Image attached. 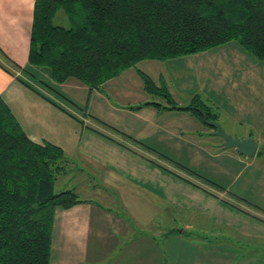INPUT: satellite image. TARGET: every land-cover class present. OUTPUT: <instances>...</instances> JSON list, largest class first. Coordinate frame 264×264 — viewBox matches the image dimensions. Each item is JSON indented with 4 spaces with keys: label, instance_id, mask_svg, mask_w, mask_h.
Returning <instances> with one entry per match:
<instances>
[{
    "label": "crops",
    "instance_id": "0c3cea01",
    "mask_svg": "<svg viewBox=\"0 0 264 264\" xmlns=\"http://www.w3.org/2000/svg\"><path fill=\"white\" fill-rule=\"evenodd\" d=\"M33 4L34 0H0V98L32 142L52 143L66 155L100 167L104 185L100 184L107 194L105 201L113 200L112 205L119 200L121 205L130 210L138 226L148 223L140 207L148 212L153 208L157 210L156 213L170 209L164 206L170 201L157 188V185L162 184L158 174L162 176L164 172L178 176L152 157H141L140 149L144 147L124 141L120 135L102 128L91 116L141 141L160 155L165 154L150 146L163 144L166 147H180L181 150L182 147L194 146V150L189 149L193 151L190 157H206V150L199 146L207 143L212 144L213 149L205 147L211 153L222 151L226 156L237 157L239 162L243 156L236 148H223V140L213 135L212 129L188 110L157 111L147 105L130 109L151 99L143 88L138 70L151 77L155 83H159L160 79L166 80L171 98L178 106H183L181 101L189 102L195 92L183 91L182 74L174 69L187 67L193 69L198 77L203 75V79H212L211 84L229 98V106L234 109V114H242L236 119L240 123L250 119L252 123H246L247 132L235 136L254 138L258 146L253 157H264V61L248 54L237 41L165 61L143 60L135 68L127 69L106 81L100 89L89 92L87 88L86 97L89 95L90 98L91 94L97 96L101 112L109 108L108 114L113 115L117 125L109 122L104 115L88 110L82 113L75 105L69 106L70 103L59 95V92H64L61 86L65 82L55 84L49 69L28 64ZM39 77L52 85L55 91L45 86ZM70 80L73 79L67 81ZM83 85H80L81 89L86 90ZM68 99L79 102L77 99ZM114 111L121 112L120 117L113 114ZM124 121L126 126L123 125ZM150 138L153 140L148 143ZM218 144L223 150H214L217 147L214 145ZM138 172L142 174L141 178H138ZM135 203H138L140 210L133 212ZM108 205L105 203L99 207L94 202H84L69 209H56L50 264H264V258L258 261L257 255L250 249L245 254L234 251V244L224 246L214 242L208 247L202 245L203 241H198L192 243L194 248L204 249L186 250L185 246L189 243L186 239L180 235L163 234L162 231L151 235L160 236L163 247L155 244L154 236L133 235L137 238L136 243L120 250L122 247L118 249L117 237L131 234L128 231L132 228L124 218L107 211ZM138 216H143L144 220L138 222ZM144 233H148V230ZM117 249L120 251L113 252Z\"/></svg>",
    "mask_w": 264,
    "mask_h": 264
},
{
    "label": "trees",
    "instance_id": "16d2710c",
    "mask_svg": "<svg viewBox=\"0 0 264 264\" xmlns=\"http://www.w3.org/2000/svg\"><path fill=\"white\" fill-rule=\"evenodd\" d=\"M58 12L67 17V26L54 23ZM229 41H237L248 54L264 61V0H34L27 61L48 68L55 84L73 78L91 92L140 61H165ZM138 74L151 99L131 109L147 105L157 111L188 110L201 121V113L217 121V114L199 94L178 106L165 83L158 86L141 70ZM59 95L76 105L63 93ZM91 118L124 141L150 149L99 118ZM72 163L60 147L32 142L0 98V264H50L56 209L97 204L80 196L74 185L55 190L61 178L69 175ZM116 207L117 212L106 210L132 223V216L127 219L123 208ZM184 230L168 228L163 234Z\"/></svg>",
    "mask_w": 264,
    "mask_h": 264
},
{
    "label": "rangeland",
    "instance_id": "374dc122",
    "mask_svg": "<svg viewBox=\"0 0 264 264\" xmlns=\"http://www.w3.org/2000/svg\"><path fill=\"white\" fill-rule=\"evenodd\" d=\"M53 21L58 25L67 26L69 23L67 17L62 12H58ZM131 68H135V66ZM44 69L48 68L44 67ZM174 70L177 71L178 74H182L181 78L183 80L181 83H184L183 91L191 90L190 92H192V90H194V94H199L200 100L207 102L213 109V112L217 114V121L226 132L232 135L241 134L240 132H247L248 124L246 123H251L250 119H246V123H240L236 119L242 114H234V109L229 106V104H231L229 98L224 95L221 90H217V87L211 84L212 79H203L205 78L203 75L198 77L193 69L191 70L187 67H185V69L177 68ZM166 71L170 74V71L167 69ZM40 79L46 82L44 79ZM164 83L169 94H171L166 80L160 79L157 85L163 86ZM173 83L172 81V84ZM80 85L83 84L73 79L65 82L61 86L66 97L79 100V102L75 100V106L72 103H70V105L65 103V105L74 106L82 113L88 110L87 112L93 111L98 113V115H104L109 122L117 124L113 120V115L108 114L109 108L107 111L101 112L97 96L91 94L90 98L89 95L86 97L88 87L83 85L86 87V90H82ZM217 93L219 94L218 98ZM182 95L185 96V94ZM101 96L107 99L105 94L101 93ZM86 98H89L87 100L89 105L86 102ZM187 103L181 101L180 104L186 105ZM113 114L119 116L121 112L114 111ZM125 121H127V118ZM125 121L123 123L124 126H126ZM134 136L136 137L137 135ZM152 140L153 139L150 138L148 143L152 142ZM158 145L159 146L150 147L165 155L168 154L167 156L171 161L165 160L159 153L148 148H141V153L139 155L141 157H152L153 160L160 163L162 167L164 166L174 171L178 177L174 176V173H170L171 175H169L168 172V174L163 172L162 176H160L161 173L158 174V180L162 184L160 186L157 185V188H159V192L162 194L164 193L166 198L170 201L164 204V206L168 209L170 207V209L164 213H156L157 210H153V208L148 212V210L146 211L144 208L140 207L143 211L141 213L146 215L144 217L148 220L146 226H138V223L129 214L130 210H128V213L119 200V203L116 202L117 204L112 205L111 201L113 200L105 201V196L107 194H105L101 185L103 184V173L100 167L92 166L76 157L70 156L74 162L71 167H69V169H71L70 173L61 178L55 190H61V188L65 186L74 185L77 187L80 196L93 199L97 202L99 207H103L106 203V205L109 204V208L117 212L118 208L116 206L120 205L123 208L125 217L127 219L131 217L132 223L128 225L133 229H131L132 231H128L131 232V234H122V236L117 237V241L119 240L117 242L118 249L122 247L120 250H125L130 247L131 244L136 243L137 238L132 237L133 235L154 236L155 244L163 247L161 245L160 236L151 235L152 233L157 234L161 231L163 232V230L167 231L168 228H174L176 231H181V229L186 228L184 232L182 231L183 233L173 234L180 235L189 242L188 245L185 246L186 250L198 251L204 249H195L192 243L203 241L202 245H208L209 247L213 245L216 239V243L224 246L236 245L232 246L234 251H239L241 254H245L248 249L255 250L254 253L257 255L256 258L258 261L264 258V157L242 156L240 159L241 162H239L237 157L226 156V154L221 153L222 151L209 152L205 147L212 148V144L207 143L206 145L199 146L202 150H206L208 154L206 157H190L193 153L192 150H194V146L182 147L181 150L180 147H166L163 144ZM214 146H217L214 150H223L219 144ZM139 155L138 157H140ZM179 165L188 167V169L193 170L198 175L206 177L211 182L213 181L221 185L224 190L216 189L197 175L182 169ZM141 175L142 174L138 172V178H141ZM195 187L199 190L197 188L195 189ZM133 198L134 197H132V199ZM117 199L118 198H116V200ZM135 204L136 207L133 209V212L140 210L138 203ZM169 212L170 214L168 215ZM136 219H139V221L137 220L138 222L144 220L143 216H138ZM147 230L150 232L144 233ZM114 233L117 234L118 232ZM123 233H126V231H123ZM257 243L258 247L254 245ZM216 247H220V245ZM118 249L113 252L120 251ZM162 251H164V249ZM262 263H264V259Z\"/></svg>",
    "mask_w": 264,
    "mask_h": 264
},
{
    "label": "water",
    "instance_id": "95a60500",
    "mask_svg": "<svg viewBox=\"0 0 264 264\" xmlns=\"http://www.w3.org/2000/svg\"><path fill=\"white\" fill-rule=\"evenodd\" d=\"M203 123L212 128V134L223 140V147L236 148L239 154L245 157H253L257 151L258 143L252 137L240 138L226 132L221 124L215 120H208L204 113H201Z\"/></svg>",
    "mask_w": 264,
    "mask_h": 264
}]
</instances>
